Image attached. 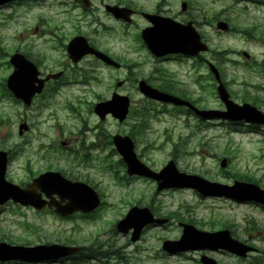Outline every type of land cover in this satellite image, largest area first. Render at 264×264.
<instances>
[{
    "label": "rangeland",
    "instance_id": "obj_1",
    "mask_svg": "<svg viewBox=\"0 0 264 264\" xmlns=\"http://www.w3.org/2000/svg\"><path fill=\"white\" fill-rule=\"evenodd\" d=\"M212 7L217 16L228 19L230 26L237 30L264 29V0H214ZM57 8L62 12V6ZM42 10L52 25L62 27L63 23L56 19L53 3L47 7L23 2L0 9V149L12 155L5 177L21 185L45 168L67 170L69 178L92 185L102 195L104 203L94 215L73 214L66 220L46 211L37 212L31 207L8 202L0 206V241L33 245L44 241L67 242L70 237L74 241L67 244L82 246L85 251L104 245L97 250L104 255L96 256L98 259L74 260L65 264H201L197 252L169 254L161 247L163 239L178 238L181 233L179 221H188L207 231L229 227L234 236L258 249L246 258L229 253L212 254L220 264H264L263 209L223 198L202 197L191 189L156 191L153 180L126 175L111 141V135L116 132L131 133L137 154L156 170L171 158L179 170L211 181L231 183L234 179H246L264 188V127L250 131L243 123L207 122L192 113L143 98L138 93L131 97L132 111L126 121L119 123L109 116L100 121L92 108L94 102L102 98L95 95H107L109 88L114 86L109 80V70L103 66L101 72L94 73L103 84L95 81L93 92L78 93L67 89L64 93L61 90L64 94L61 91L55 94L56 102L42 109L41 113L37 108L40 99H36L31 107L22 106L3 92L4 81L12 70V65L7 62L8 54L21 40L41 51L50 47L45 36L33 35L31 30L43 17L39 16L43 14ZM62 32L63 29L58 31ZM208 37L217 51L231 52L233 48L236 54L241 49L251 53L253 59L246 66L242 63L244 57L231 54L226 58H235L237 64L230 59L222 60L216 66L235 102L251 103L254 96H258L262 101L254 104L264 110V77H261L264 75V50L258 40L260 35L236 33L230 36L229 33L210 32ZM115 52L132 56L134 50ZM54 53L56 57L49 61L50 66L54 65V60L57 65L64 60L63 49ZM162 68L182 81V88L199 108L224 109L207 66L164 61ZM124 73L125 69L119 71L121 76ZM124 86L129 89L133 84L129 82ZM66 98L67 114L61 106ZM143 107L149 113L145 129L136 124L141 119L136 118L133 111ZM165 108L169 111L162 112ZM40 117L47 120L43 123ZM23 120L29 129L18 135V124ZM92 125L95 129L88 132L87 127ZM66 138L67 146H61L60 142ZM223 157L227 158V165L220 167ZM131 205L148 206L168 221L147 225L140 239L131 242L130 232L124 234L114 230L115 222ZM106 247L114 249L117 258L109 253L105 255ZM4 264L25 263L8 261Z\"/></svg>",
    "mask_w": 264,
    "mask_h": 264
},
{
    "label": "flooded vegetation",
    "instance_id": "obj_2",
    "mask_svg": "<svg viewBox=\"0 0 264 264\" xmlns=\"http://www.w3.org/2000/svg\"><path fill=\"white\" fill-rule=\"evenodd\" d=\"M25 1L47 7H51L53 3L56 19L63 23L61 28L55 27L45 14V10H42L43 14L39 16L43 17L31 30L33 35L45 36V42L51 43L50 47L41 51L21 40L15 50L8 54L9 57L13 53H20L36 67L38 80L35 85L42 80L43 86L32 98L30 107L36 99H40V104L37 105L39 113L56 102L55 94L61 90L64 93L67 89L76 90L78 93H85L87 90L93 92L95 81H98L94 73L101 72V66L109 70V80L114 83L107 95H95L102 98L101 100L112 97L114 93L125 94L130 99L134 93H138L148 99L139 88L140 83L144 82L153 88L187 98L194 103L189 93L182 88V81L163 70L162 62L182 61L189 62L192 66L201 62L209 67L210 64H219L223 59L221 55L216 54L217 50L211 46L208 37L210 32H222L217 30L216 25L218 21L224 20L214 12L212 7L214 0H17L0 8L12 7ZM58 6H62V12ZM224 21L229 25L228 31L224 34H233L237 31L233 25L230 26L228 19ZM167 24L171 25L173 30L176 29L180 38L184 33L195 31L207 44L208 49L193 56L182 53L161 56L155 54L149 46V38L160 42L164 38V28ZM61 29L63 32L58 33ZM263 39H259V42L264 45ZM71 47L82 50L89 48L93 52H85L80 57H74L69 54ZM59 49L65 52L63 63L58 62L57 65V60H54V65L50 66L49 61L56 57L54 52ZM131 49L134 50L132 56L115 52L117 50L129 52ZM245 57L251 60V57L247 55ZM143 66L147 69L142 70ZM122 69H125V73L121 76L119 71ZM208 72L211 75L209 69ZM129 82L133 87L126 89L124 85ZM98 84L103 83L99 80ZM61 106L67 114V98ZM40 118L43 123L47 120L45 117ZM62 142L67 146V138ZM60 171L67 177V170ZM198 253L199 256L210 253L225 254L222 250Z\"/></svg>",
    "mask_w": 264,
    "mask_h": 264
},
{
    "label": "water",
    "instance_id": "obj_3",
    "mask_svg": "<svg viewBox=\"0 0 264 264\" xmlns=\"http://www.w3.org/2000/svg\"><path fill=\"white\" fill-rule=\"evenodd\" d=\"M5 1L7 0H0V3ZM218 25L225 28L223 23H219ZM165 32L171 33L173 30L167 27ZM164 42L167 45L176 44V46L181 43L177 38H166ZM181 48L177 47V49ZM204 49H206L205 45L202 43L200 45L197 44L196 51ZM69 51L71 54L76 52L77 57L81 53H84L83 50H72V48ZM11 62L14 64L15 69L7 79V86L14 92L15 96L22 97L26 103H29L30 94H33L35 90L31 87L33 82L30 80L31 78L33 79L31 70L34 67L19 54L13 55ZM211 69L215 73L216 80L218 81L217 91L225 104L226 111L218 112L193 108L194 111L204 118L219 116L232 120L244 119L247 122L264 124V112L248 103L238 105L231 101L225 87L220 82L217 70L213 67ZM141 90L146 95L158 100L189 105L186 101L162 93L147 85H141ZM127 108L128 100L125 97H113L111 100L96 103L94 111L101 119H104L107 113H111L113 117H117L121 121L127 114ZM22 129H26L25 124L19 125V133H22ZM113 141L126 164L127 173L129 175L138 174L154 179L157 182V190L164 187H192L202 195H224L238 200H253L264 204V190L253 183L234 181L232 185H226L211 182L199 175L178 171L172 160L159 172H154L137 159L134 153L133 143L128 136L116 134L113 136ZM6 162L7 153L0 150V204L12 199L14 202L31 205L36 209H42L46 205L49 207L54 206L55 211L61 215H66L75 210L88 212L99 204L98 196L91 187L82 182L66 180L58 172L47 171L42 173L37 178H34L26 188L8 182L5 179ZM220 165L224 167L226 165V159H222ZM36 188L44 192L49 199H42L41 194L36 191ZM53 194H56L59 199H53ZM154 221L156 220L152 217L149 209L133 206L125 217L117 222L116 228L122 232H127L132 228L131 239L136 240L143 226ZM183 226V233L180 239L174 241L166 240L163 242L164 250L175 252L194 248H222L240 256H245L247 251L252 250L251 247L233 239L227 229L215 232H202L191 225ZM76 250L77 248L65 247L58 244H43L29 247L11 246L0 242V260L19 258L33 262L43 259L59 258ZM201 262L203 264H218L213 258L207 256H203Z\"/></svg>",
    "mask_w": 264,
    "mask_h": 264
},
{
    "label": "bare ground",
    "instance_id": "obj_4",
    "mask_svg": "<svg viewBox=\"0 0 264 264\" xmlns=\"http://www.w3.org/2000/svg\"><path fill=\"white\" fill-rule=\"evenodd\" d=\"M94 129V126H90V127H87V130H88V132H90L91 130H93ZM121 233H124V234H127L126 232H122V231H120ZM130 239H131V237H130ZM131 242H133V240L131 239Z\"/></svg>",
    "mask_w": 264,
    "mask_h": 264
},
{
    "label": "trees",
    "instance_id": "obj_5",
    "mask_svg": "<svg viewBox=\"0 0 264 264\" xmlns=\"http://www.w3.org/2000/svg\"><path fill=\"white\" fill-rule=\"evenodd\" d=\"M241 178H243V177H241Z\"/></svg>",
    "mask_w": 264,
    "mask_h": 264
}]
</instances>
